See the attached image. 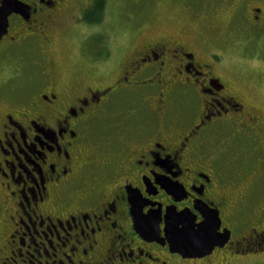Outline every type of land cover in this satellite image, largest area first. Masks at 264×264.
Wrapping results in <instances>:
<instances>
[{
	"label": "flooded vegetation",
	"instance_id": "flooded-vegetation-1",
	"mask_svg": "<svg viewBox=\"0 0 264 264\" xmlns=\"http://www.w3.org/2000/svg\"><path fill=\"white\" fill-rule=\"evenodd\" d=\"M19 1L27 9L0 36V264H264V206L252 210L264 199V111L218 73L221 56L158 37L109 84L96 71L63 81L54 31L74 0ZM94 3L75 19L88 34ZM242 4L261 29L264 0ZM134 95L147 113L107 124L114 99ZM194 100L199 110L173 119L176 103ZM100 125L111 130L103 161L91 146ZM211 213L227 243L202 257L171 248L169 214L197 229Z\"/></svg>",
	"mask_w": 264,
	"mask_h": 264
},
{
	"label": "rangeland",
	"instance_id": "rangeland-1",
	"mask_svg": "<svg viewBox=\"0 0 264 264\" xmlns=\"http://www.w3.org/2000/svg\"><path fill=\"white\" fill-rule=\"evenodd\" d=\"M87 1L90 2L74 0L75 8L64 15L54 31L53 54L60 80L65 81L73 71L80 74L82 81H91V72L96 71L101 76L99 82L106 85L115 81L149 39L186 38L200 58L206 60L211 53L220 55L218 73L253 106L264 111V26L255 30L246 25L242 8L249 4H242L244 0H106L101 21L91 34L87 25L82 28L75 22ZM138 97H116L106 123L116 119L129 124L131 119L142 118L147 112ZM194 101L191 105L190 101L176 103L173 119L183 121L191 107L199 110L200 103ZM103 128L95 126L91 139L98 161L107 156L100 136L106 137L111 131L108 129L106 134ZM119 133L113 130V134ZM220 138L223 136L214 137L212 143ZM233 150L227 149L226 153ZM237 173L239 178L240 170ZM242 184L238 188L247 189ZM253 206L252 210L259 213L264 199Z\"/></svg>",
	"mask_w": 264,
	"mask_h": 264
},
{
	"label": "water",
	"instance_id": "water-1",
	"mask_svg": "<svg viewBox=\"0 0 264 264\" xmlns=\"http://www.w3.org/2000/svg\"><path fill=\"white\" fill-rule=\"evenodd\" d=\"M27 7L19 0H5L0 8V36L5 33L8 16L13 12L23 13ZM183 215V214H182ZM182 215H168L167 238L171 248L180 252L184 257H202L209 254L213 248L230 239V231L217 233L220 221L213 213L206 215L204 223L196 229L191 221L178 229L177 218ZM136 213L134 212V217ZM139 221L138 217L135 218ZM157 233V231H155Z\"/></svg>",
	"mask_w": 264,
	"mask_h": 264
},
{
	"label": "trees",
	"instance_id": "trees-1",
	"mask_svg": "<svg viewBox=\"0 0 264 264\" xmlns=\"http://www.w3.org/2000/svg\"><path fill=\"white\" fill-rule=\"evenodd\" d=\"M94 6L93 9L96 8V6L99 8L100 12L99 14L96 16V18H94L93 20H90L89 18L88 21H92V22H100L101 21V15L105 9V4H106V0H94Z\"/></svg>",
	"mask_w": 264,
	"mask_h": 264
},
{
	"label": "snow or ice",
	"instance_id": "snow-or-ice-1",
	"mask_svg": "<svg viewBox=\"0 0 264 264\" xmlns=\"http://www.w3.org/2000/svg\"><path fill=\"white\" fill-rule=\"evenodd\" d=\"M194 219V218H193Z\"/></svg>",
	"mask_w": 264,
	"mask_h": 264
}]
</instances>
